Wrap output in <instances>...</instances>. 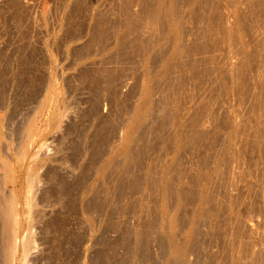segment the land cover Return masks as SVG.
Wrapping results in <instances>:
<instances>
[{
  "label": "rangeland",
  "instance_id": "rangeland-1",
  "mask_svg": "<svg viewBox=\"0 0 264 264\" xmlns=\"http://www.w3.org/2000/svg\"><path fill=\"white\" fill-rule=\"evenodd\" d=\"M157 1L0 0L12 264H264V0Z\"/></svg>",
  "mask_w": 264,
  "mask_h": 264
},
{
  "label": "bare ground",
  "instance_id": "bare-ground-1",
  "mask_svg": "<svg viewBox=\"0 0 264 264\" xmlns=\"http://www.w3.org/2000/svg\"><path fill=\"white\" fill-rule=\"evenodd\" d=\"M155 1V0H154ZM159 1V0H158ZM157 1V2H158ZM165 1H167V0H165ZM170 1V0H169ZM172 1H174V0H172ZM156 2V5H158V4H160L161 2H162V0H160V3L158 2L157 3ZM163 3H164V1H163ZM167 3H168V1L166 2V5H167ZM169 3H171V2H169ZM169 3H168V5H169ZM173 4V3H172ZM163 5H165V4H163ZM164 6V8L165 7H167V8H165L166 10L167 9H171V6H170V8H169V6L167 5V6ZM173 6V5H172ZM161 7H162V5H161ZM157 8V7H156ZM164 8H162V12H165L166 10H164ZM158 9V8H157ZM154 11V10H153ZM160 11V10H159ZM156 12H157V10H156ZM155 12V13H156ZM161 12V13H162ZM170 11H168L167 10V13H169ZM173 12V11H172ZM166 12H165V14H167ZM157 14V13H156ZM155 14V15H156ZM163 14V13H162ZM171 14V12L168 14V15H170ZM160 15V14H159ZM164 16H166V15H164ZM154 20V19H153ZM155 21V20H154ZM157 21V20H156ZM144 87V86H143ZM143 90V89H142ZM144 91H145V89H144ZM144 91H142V92H144ZM147 91H148V89H147ZM149 92V91H148ZM147 92V95L149 94ZM145 93H146V91H145ZM144 95V94H143ZM144 96H146V94L144 95ZM146 97H148V96H146ZM149 97H150V95H149ZM147 100H149V98H146ZM142 100H143V96H142ZM144 101V100H143ZM142 101V102H143ZM146 101V100H145ZM144 101V103H146ZM143 103V107H144V109H145V106L148 104V102H147V104H144ZM45 104V103H44ZM44 107V106H43ZM42 107V108H43ZM142 110H143V108H142ZM37 111V110H36ZM144 112H146V109H145V111ZM141 113V110L139 111V113L137 114L138 115V117H140L141 118V116H139V114ZM143 113V112H142ZM141 113V114H142ZM140 114V115H141ZM144 115V114H143ZM137 119H138V117L137 116H135ZM143 117V116H142ZM135 118V119H136ZM32 121V120H31ZM31 121L29 122V123H31ZM34 121H32V123H33ZM28 126L29 127H31V124L29 125L28 124ZM27 126V127H28ZM2 127V126H1ZM33 128H35V125H34V123H33V126H32ZM131 128H132V126H131ZM133 128H134V126H133ZM133 128H132V130H133ZM29 129V128H28ZM32 129V128H31ZM130 130V129H129ZM128 130V131H129ZM130 131L131 133L133 132V131ZM30 131V130H29ZM131 133H127L125 136L127 137V135L128 134H130L131 136H132V134ZM129 135V136H130ZM130 136V137H131ZM126 137H125V139H126ZM127 138H129V137H127ZM261 139H262V141L264 142V123H263V125H262V137H261ZM126 142H127V140H126ZM125 142V143H126ZM129 142V141H128ZM129 144V143H128ZM127 145V144H126ZM1 157V156H0ZM22 157H24V154H23V152H20V153H18L17 154V156L15 157L16 158V163L18 164V163H20V164H22ZM2 159V158H1ZM0 159V170L2 171H0V184H1V181H3V184H5L7 181H12L14 178H13V176H14V168L12 169V166H13V163H11V162H9L10 160H4V159H2L1 160ZM30 173V172H29ZM31 175H32V173H30ZM30 174L28 175V171H27V176H26V178L28 177V179H27V191H29L31 188H32V186H34V182H35V177L34 176H30ZM25 176V175H24ZM35 176H36V174H35ZM25 178V177H24ZM2 179V180H1ZM24 180H26V179H24ZM5 182V183H4ZM263 182H264V180H263ZM262 182V183H263ZM10 183V182H9ZM15 185V184H14ZM26 185V184H25ZM164 186H167V183L166 182H164ZM207 187V186H206ZM12 188V187H11ZM26 188V187H25ZM10 190V189H9ZM2 191V190H1ZM1 191H0V221H1V233H0V235H1V242H2V246H1V252H0V256H1V261H2V264H12V260L14 259V256H15V253H16V250H17V241H16V236H17V230H18V226H19V219H18V209H17V204H18V199H17V197H16V195H15V193H13L12 191H8L9 192V195L8 196H4V193H2L1 194ZM259 191H261V193L259 192ZM259 191H257V192H259L260 194H261V196L260 197H262L263 199V202L262 203H264V183L263 184H261V186H260V189H259ZM3 192V191H2ZM26 192V191H25ZM24 192V193H25ZM27 193V192H26ZM28 194V193H27ZM27 194H25V196H24V198H23V202L25 203V204H28L29 203V199H28V197L26 196ZM257 194V193H256ZM6 195V194H5ZM23 195V194H22ZM206 190L205 189H203V191H202V195H201V203L203 204V203H205V201H206ZM260 200V199H259ZM261 202V201H260ZM261 203V208L264 206V204H262ZM263 205V206H262ZM263 209H264V207H263ZM261 211H263L264 212V210H261ZM262 212V214H263V219H264V213ZM167 220H169V219H167ZM171 220V219H170ZM177 220V219H176ZM178 221V220H177ZM264 221V220H263ZM173 224H172V226L174 225V222H173V220L171 221ZM176 222V221H175ZM168 223V222H167ZM176 224H177V222H176ZM169 225L171 226V224H170V222H169ZM264 226V225H263ZM174 227V226H173ZM172 229V228H171ZM25 234H27L26 232H25ZM189 234V233H188ZM187 234V236H189ZM261 236H262V238H261V241H263L264 240V232L261 234ZM186 238H188V237H186ZM28 239V238H27ZM172 239V238H171ZM175 239V238H174ZM174 239H172L171 241H174L175 242V240ZM263 239V240H262ZM32 240V239H31ZM184 240V239H183ZM188 240H189V238H188ZM188 240H186V241H188ZM23 241V242H22ZM21 242H22V247H21V254H22V257L24 256V260H25V262H26V258H25V256H26V254H27V252L29 251V248L31 247V243L29 242L30 240H26V238H23V240H22ZM177 241V240H176ZM186 241H184V242H186ZM174 242H173V245H171L172 244V242H170L171 244V249H170V253H172V255L170 254V256H173L174 254V257L175 258H177V259H179V258H181L180 256H181V252L182 251H184L183 249H184V245L183 244H181L182 245V247H183V249H182V251H179L181 248H178V247H180V245L178 246L177 245V243H176V245H177V248H178V250H177V248H176V245L174 244ZM264 243V242H263ZM187 247V244H186V246H185V248ZM178 252H179V255H177L178 254ZM177 253V254H176ZM181 253V254H180ZM177 256H179V257H177ZM27 257V256H26ZM21 259V258H20ZM174 259V258H173ZM25 262H24V264H25ZM17 263V262H16ZM251 263H252V261H251ZM254 263V262H253Z\"/></svg>",
  "mask_w": 264,
  "mask_h": 264
}]
</instances>
